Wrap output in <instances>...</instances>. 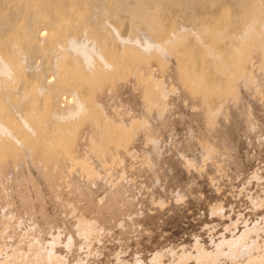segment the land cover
Wrapping results in <instances>:
<instances>
[{"label": "rangeland", "instance_id": "1", "mask_svg": "<svg viewBox=\"0 0 264 264\" xmlns=\"http://www.w3.org/2000/svg\"><path fill=\"white\" fill-rule=\"evenodd\" d=\"M209 6L207 5L202 12L203 15L208 13L206 14L208 17L215 15L214 12L218 11L216 5ZM235 8V11L241 10L238 7ZM128 20L126 18L123 24L124 27L122 26L121 28L124 34L121 33L125 36L130 33V26H132V23ZM192 25L193 23L188 21L180 22V26H182L180 28L189 31V35L185 40L188 49H193L195 47L194 44H197L196 40L198 37L196 34L190 32L193 28ZM136 33L143 40V37H145L143 32ZM227 43V40L221 37L219 47L216 51L218 52L224 49ZM254 43L248 46L250 48L245 47V51L248 50L246 52L244 51L245 54L243 53L238 63H242V67L241 64L240 68L238 64L235 66L239 70L230 66V72H227L229 70H226L227 67H218V62L215 64L213 61L215 58L221 61L220 55H217V57H209V60H212L210 62L214 65L212 63L206 64V59H202L201 63H205L202 65V69L206 72L211 71L209 73L210 76L221 80L223 83L218 89L219 92L216 91L215 95L211 97L207 96L206 90L203 88L205 85L200 88L195 87L191 80L185 74L181 73V64L180 66L178 65L180 60L178 59L179 52L176 48L170 49L169 56L166 58L155 50L151 51L145 58H142L144 60L138 57L133 58L130 55L127 61L131 58L133 59H131V62L129 61L130 64L128 63L130 66L127 64V69L121 81L123 85L121 83L120 88L116 89L111 88L113 86L108 84L109 86H105V89L99 88L96 90L97 94L95 95L94 101H96L98 106L97 114L87 116L83 120L84 123L80 121L77 123L78 126H74L75 129L70 128L69 131L71 129L72 131L66 133L68 136H71L68 137L66 135L68 137L66 139L67 143H63L62 147L53 149L52 151L49 150L50 152L46 149L49 156L44 149L45 147H42V143L35 145L37 148L35 146L32 147V154L36 158L39 166L43 171H47V174L53 175L49 181L57 194L59 193V197H57L63 207L62 210H64V207L67 209L65 211L66 214L62 211L64 219L66 221L69 218L74 219H70L69 221L73 223L72 226L76 225V227L79 222L88 223L94 226V234L87 241L85 240L83 242L82 239L81 241L75 239L73 242V239L71 240L67 235L63 234L68 233V230L64 226H56L55 228L50 226L45 234L34 233L33 230L35 227L33 226L35 225L31 220L32 216L29 212L26 211L23 215H20V213H16L12 209L13 207L11 205L4 206L12 200V194L7 185L9 182L0 178V210L3 207L8 212V219L13 226L29 231L28 236H18L12 230H0V264H18L19 261L11 258L12 255L10 254L15 253L16 250H25V248L30 246L29 244L21 245L24 241H37L44 246H50L55 241L56 250L54 249V251L56 258L64 261L65 264H252L253 262L264 264V66L262 64V58L264 57V35L260 41ZM245 59H247L248 64L243 61ZM127 71L132 73L129 74ZM243 72L245 76L247 75L249 79L253 80V86H248L249 79L247 77L238 75ZM225 79H228V81ZM225 84L234 86L237 90L241 88L240 90L242 91L238 90V92L246 100L248 99V102H250L249 107H252V105L255 107L248 108V105H242L238 100H236L238 102H234L236 98L230 92H227V95L226 91H224ZM242 86L249 87V89L246 88L245 90ZM256 92L257 95L260 93V98L256 95ZM230 99H234V101L232 102ZM234 103L237 105H234ZM237 106L239 107L236 108ZM225 107L228 109H223ZM229 107L233 110L235 108L238 109L235 110L243 113L244 118L247 120L248 135L247 138L243 137L241 139L243 149L241 158H236V154L231 148H224L221 145V139L213 132L218 130L220 121L225 119L224 114L221 113L224 111L221 109L227 111ZM213 109L221 115L223 114V117L220 114H216V118H214ZM249 116H251L250 119ZM158 118H161V120ZM96 120L98 122H108L112 128L119 129V140L115 142L114 146V141L105 139V145L103 141H99L101 140L99 139L101 136L97 134L98 123ZM160 121H162L161 124L159 123ZM156 122L160 125H157ZM82 123L86 126L85 128ZM91 123L94 124L90 125ZM151 127H156L158 130L155 128L152 129ZM161 127L162 129H160ZM89 128L93 129L90 132H94V134L89 132ZM121 128L123 129L121 130ZM206 133L209 134L207 135ZM121 135L126 137V139H123ZM93 136L96 137L94 138ZM70 138L72 143L69 142ZM97 140L99 144H97ZM123 140H126V143ZM90 142H92V147L89 145ZM116 143H120V147ZM66 144H69L73 148L76 147V149L74 150ZM86 144L88 145L86 146ZM97 145H100V150H98ZM106 145H108L107 152L105 150L107 148ZM78 147L79 149H77ZM101 147L103 148L101 149ZM155 148L156 150H160L154 153ZM180 149L184 151L182 154L180 153L181 151L179 152ZM41 150L44 151L41 152ZM69 150L74 153L72 154ZM177 151L179 152L178 155ZM91 152H95L94 154L96 155H92ZM18 153L15 152L11 155L5 154L0 161V165L5 164L12 169L11 179L13 180H16L17 176L18 179H25L31 170L25 156L21 154L23 152L19 151ZM87 154H90L91 157ZM166 154L168 156H165ZM71 156L76 159L81 157L80 161L78 159L79 162L77 164L73 163L70 158ZM47 157L51 158L48 159ZM84 157L88 159L90 157L88 162H91V164L87 163V158L84 159ZM166 157H173L175 159L182 157L183 163L191 165V168L188 170L182 164L183 169L181 168V171H183V174L187 178L184 186L171 183L165 177V170L163 168L165 166L164 158ZM82 159L83 162L81 161ZM92 162L96 163L93 164ZM88 165L97 176L93 177V179L100 178L106 184L110 180L108 185L112 189L115 186L116 188L114 187V190H122L124 198L126 199V201L123 199L125 203L122 201L119 204V206L122 205V208L120 207L122 210H126L130 204H132L130 206L135 208L134 213L136 214H133L134 216L132 218L129 217L133 221H130L131 219L128 218L127 220L130 223H124V228L128 232L126 233L127 237L120 236L118 229L111 228L104 222L99 221L95 215L96 212L93 210L90 212L91 209L85 197L82 194H77L73 184L74 177L78 175L86 179L82 173V166ZM93 179L88 181L93 182ZM57 188L60 191L62 190V194ZM184 188L187 190L186 192ZM182 191L185 194H182ZM28 192L30 191L28 190ZM101 199L105 200V197L102 192H98L95 197V203L96 201H98V204L102 203ZM138 202L139 204L142 202V205L140 204L139 206ZM35 205L42 206V202L38 201ZM125 205H128V207ZM84 206H86L87 210ZM145 208L148 210L146 211ZM160 210L162 214H160ZM68 211L72 217H70L71 215ZM68 214L70 216H67L66 219L65 215ZM173 215L179 217V221H181L178 227L179 229L172 224L169 226L165 224L168 218H174ZM74 216L78 218H74ZM144 217L153 218L156 221V227L159 231L158 244H147L145 247L141 244L143 242L147 243L146 238L150 235V230L142 222L145 219ZM180 228L182 229L180 230ZM120 237L124 238L120 239ZM233 241H239L240 243L236 247H230L229 244H232ZM246 241L254 243L252 250H247L245 245L247 244ZM199 252L208 254L211 258L214 256L216 258L221 253L222 257H217L215 263L212 260V262L210 260L200 262L198 259ZM229 254L233 257H229Z\"/></svg>", "mask_w": 264, "mask_h": 264}, {"label": "bare ground", "instance_id": "2", "mask_svg": "<svg viewBox=\"0 0 264 264\" xmlns=\"http://www.w3.org/2000/svg\"><path fill=\"white\" fill-rule=\"evenodd\" d=\"M207 5L217 6L218 11L214 12L215 15L208 17L206 15L208 13L205 12L206 16L202 14ZM235 7H238L241 10L239 9L240 11H235ZM126 18L132 23V26H130V33L127 36L123 35L124 33L121 31ZM181 21L193 23V28L190 32L196 34L198 37L196 40L197 44H194L195 47H192L193 49L187 48L185 40L189 35V31L180 28L182 27L180 26ZM136 32H143L145 36L143 37V40L140 39ZM261 34L262 36L264 35V0H225V2L224 0H0V161L5 154L7 155L10 152L9 154L11 155L12 153H18L20 151L23 152L21 154L25 156L28 165H30L29 168H31V170L29 169V175L25 179H18V176L14 174L17 178L16 180H13L11 179L12 169H10L8 165H0V178L9 182L7 185L12 194V200L7 202L4 206L11 205L13 207L12 209L16 213H20V215H23L26 211L29 212L32 216L31 220L35 225L33 226L35 227L33 230L34 233L45 234L50 226L54 228L56 226H64L68 230V233L66 232L67 234H63L67 235L69 239H73V242L75 239L77 241L78 239L80 241L82 239L83 242L85 240L87 241V239L94 234V226L89 225L88 223L86 224L85 222H79L76 227V225L72 226L73 223L69 221L71 218L67 221L64 219L62 211L65 213L67 209L64 207V210H62L63 207L58 200L59 193L57 194L49 181L53 175L51 176L46 173L47 171L45 172L42 170L32 154V147L42 143V147H45V150L48 149V151H52L53 149L62 147L63 143H67L66 139L71 136H68L66 133L72 131V129L69 131L70 128H74V126L76 127L77 123L80 121L84 123L83 120L87 116L97 114L98 106L96 101H94L95 95L97 94L96 90L99 88L105 89V86L108 84L113 86L111 88H120L123 75L127 69V64L129 61L131 62V59L134 57L142 59L151 51L155 50L166 58L169 56L170 49L176 48L179 52L178 59L180 60L178 65L180 66L181 64V73L185 74L195 87L200 88L205 85L203 88H205L207 96L211 97L212 95H215L216 91L219 92L218 89L223 83L217 78H212L209 74L211 71L206 72L202 69V65L205 64L204 62L201 63L202 59H206V64H209L212 63L210 62L212 60H209L211 57H217V55H220L221 61L218 60V58H215L213 61L215 64L218 62V67H227L226 70H228L229 67L232 66L234 69L239 70L240 64L241 67L243 64L238 63L243 56L245 47L251 46L256 41H260L262 39ZM221 37H224L228 43L224 49L217 52L216 49L219 47ZM130 55L133 56V58L127 61ZM157 59H159V57H157ZM243 61L246 63L248 62L247 59ZM129 64L128 66H130ZM237 64L239 65V68H235ZM262 64L264 66V57L262 58ZM249 69L251 68L249 67ZM227 72H230V69ZM127 73L129 72L127 71ZM238 75L241 77L245 76L244 72L239 73ZM245 77H247V75ZM245 77L243 78L245 79ZM225 80L228 81V79ZM227 81H225V83H227ZM252 82L253 80L249 79L248 86H253ZM228 85L229 84L224 85L226 86L224 87V91H226V93L230 92L231 95L236 98L235 101L234 99H230L232 102L240 101V104L248 105V108L253 107V105L252 107H249L250 102H248V99L246 100V98L238 92L241 88L237 90L234 86ZM242 87L245 88V90L246 88L249 89V87ZM252 91H254V89H252ZM259 95L257 96L259 97ZM234 105L237 104L234 103ZM238 107L239 106L236 108ZM223 109L228 108L225 107ZM223 109L221 110L224 112L221 113L224 114L225 119L220 121L218 130L213 132H215L214 134L221 139V145L224 148H231L235 152L236 158H241L243 155L241 139L243 137L247 138L248 135L247 120L244 118L243 113L236 111L238 109L233 110L230 109V107L227 111ZM213 112V115H215L214 118H216V114H220L217 111H214V109ZM250 117L251 116H249V119ZM158 119L161 120V118ZM96 122L98 123L97 134H100L101 136V138H99L101 140H98L103 141L104 145L107 139L114 141V146L115 142H118L119 140V129L112 128L108 122H98V120H96ZM161 122L162 121L159 123L161 124ZM156 123L157 125H160L158 122ZM93 124L91 123L90 125ZM154 125L156 126L155 122ZM83 127L85 128L86 126L83 124ZM79 128L78 130H80ZM154 128L156 129V127H153L152 129ZM206 128L208 127L206 126ZM122 129L123 128H121V130ZM160 129H162V127ZM92 134H94V132ZM122 138L126 139L124 136H122ZM98 140L97 144H99ZM123 141L125 142L126 140ZM69 142H71V138ZM116 144L119 145L120 143ZM66 145L70 147L69 144ZM87 145L88 144H86V146ZM89 145L91 146L92 142H90ZM104 145L102 146L104 147ZM107 146L108 145H106V147ZM260 146L262 147V145ZM69 147L67 148L69 149ZM103 147H101V149ZM70 148L74 150L76 149V147L73 148L72 146ZM98 148V150H100V145ZM156 148L154 149V153L160 150L157 149V151ZM161 148L163 149L162 146ZM77 149H79V147ZM107 149L108 147L105 149L106 152L108 151ZM181 149L179 152L181 151L180 153L182 154L184 151ZM188 149H190V147H188ZM43 151L41 150V152ZM48 151L46 150L49 156ZM69 151L71 152V150ZM161 152L159 153L161 154ZM179 152L177 151V155ZM94 153H92V155H96ZM14 155L17 156L16 154ZM79 156H81V154H79ZM165 156L168 155L166 154ZM169 156L171 155L169 154ZM50 158L51 157L48 159ZM70 158L73 163L77 164L81 157L78 158L79 161L76 158H72V156ZM85 158L87 157H84V159ZM89 159L87 158V163L91 164V162H88ZM92 160L94 161V159ZM81 161L83 162V159ZM164 164L165 166L163 170H165V177L169 179L171 183L184 186L187 178L186 175L183 174V171H181L182 164L188 168V170L191 168V165L183 163L182 157L177 159L166 157L164 158ZM77 168L79 167L77 166ZM82 168L83 176L84 178L86 177V179H83L82 176L76 175L73 180L77 194H82L85 197L86 201L89 203L90 207L88 204L87 206L91 209L90 212H92V210L96 212L95 215L98 217L97 219L99 221L104 222L111 228L118 229L120 236L127 237L126 233L128 232L124 228V223L129 221L127 220L129 217L132 218L134 216L133 214H136L134 213L135 208L130 206L132 205L130 204L129 207L128 205H125L128 207L126 210H122V205L119 206L120 202H124L123 199H125L122 190H114L115 186L112 189V187L108 185L110 180L109 182L107 180L108 183L106 184V182L100 178L93 179L96 175L89 165L82 166ZM90 179H93V182L88 181ZM28 190L30 192H28ZM57 190L59 189L57 188ZM184 191L186 192L187 190L184 188ZM98 192H102L105 200L101 199L102 203L99 204L97 203L98 201H96V204L95 197ZM182 194L185 193L183 192ZM38 201L42 202V206L35 205ZM140 204L142 205V202H140ZM84 207L86 208V206ZM68 210L70 211V209ZM145 210L147 211L148 209L145 208ZM138 211L140 212V210ZM69 214L65 215L66 219L67 216L69 217L71 215ZM160 214H162L161 210ZM0 216L2 218H0L1 231L12 230L14 231L13 233H17L18 236L29 235L27 229L22 230L11 224L8 219V212L3 207L0 210ZM70 217H72V215ZM75 217L77 216H74V218ZM173 217L174 218L171 219L168 218L165 224L168 226L172 224L174 227L178 228L181 221H179V217L176 215H173ZM130 221L133 220L131 219ZM142 222L146 228L150 230V235L146 238L147 243H141L143 247L147 244H158L159 231L156 227V221L153 218L148 217ZM133 223L135 224V222ZM181 229L182 228H180V230ZM122 238L124 237H120V239ZM77 241L76 243L78 245ZM55 243L56 242L54 241L50 246H44L37 241H24L21 245L29 244L30 246L25 248V250H16L15 253L10 255H12L11 258L19 261L18 264H65L64 261L56 258L54 251V249L56 250ZM239 243V241H233L229 246L236 247ZM246 243L247 250H252L254 243L251 241H246ZM221 255L222 254L219 253L217 257ZM198 256L200 262L210 260V262L213 261L215 263L217 260V257L215 258L214 256L211 258L208 254L203 252H199ZM229 257L233 256L229 254ZM252 264L258 263L253 262Z\"/></svg>", "mask_w": 264, "mask_h": 264}]
</instances>
